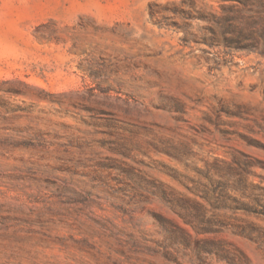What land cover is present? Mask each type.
Returning a JSON list of instances; mask_svg holds the SVG:
<instances>
[{"label":"rangeland","instance_id":"374dc122","mask_svg":"<svg viewBox=\"0 0 264 264\" xmlns=\"http://www.w3.org/2000/svg\"><path fill=\"white\" fill-rule=\"evenodd\" d=\"M0 264H264V0H0Z\"/></svg>","mask_w":264,"mask_h":264},{"label":"trees","instance_id":"16d2710c","mask_svg":"<svg viewBox=\"0 0 264 264\" xmlns=\"http://www.w3.org/2000/svg\"><path fill=\"white\" fill-rule=\"evenodd\" d=\"M154 194L170 205L185 224L192 226L198 233H218L226 227V224L218 220L214 214L209 215V212L224 209L230 211H243L246 213H258L249 205H246L235 197L226 194V186H221L218 193L215 190L205 191L201 196L210 205V210L205 209L197 203H190L185 199H173L170 194L164 189H160L154 185ZM240 233H245L248 237L250 232L240 229ZM197 253L215 254L218 258L224 259L227 256V251L223 249L222 244L215 241H199L196 246Z\"/></svg>","mask_w":264,"mask_h":264}]
</instances>
